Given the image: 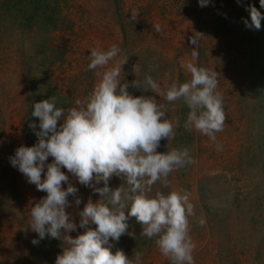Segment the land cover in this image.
Masks as SVG:
<instances>
[{
	"label": "rangeland",
	"instance_id": "1",
	"mask_svg": "<svg viewBox=\"0 0 264 264\" xmlns=\"http://www.w3.org/2000/svg\"><path fill=\"white\" fill-rule=\"evenodd\" d=\"M91 1L85 0L88 5L83 8L80 0H0V264H55L62 253L60 240L46 237L33 245L31 241L39 239L37 233L20 230L28 226L31 207L47 194L28 183L11 165L10 157L21 145L37 143L29 127L34 122L39 130V119L31 115L35 102L55 96L57 107L67 110L93 90L98 79L95 71L100 70L88 69L90 50L99 39L89 30ZM111 2L118 9L127 2L130 16L133 9L139 12L131 30H120L113 41L121 56L128 57L122 83L124 79L129 85L136 79L142 82L150 75L165 91L173 81L186 82L191 76L184 65L192 60L190 52L195 48L190 38L195 32L203 34L194 63L219 73L217 91L226 114L223 131L215 134L214 142L195 129H184L189 109L183 101L168 103L157 93L128 88L133 96L156 95L168 119L179 117L175 138L162 139L157 151L187 147L195 161L170 174L169 188L155 184L153 193L180 189L190 193L195 210L189 218L196 243L195 264H264V19L259 30L244 23L251 24L249 6L262 16L264 8L259 0H209L204 7L199 0ZM173 12L175 19L188 20L186 26L194 30H165L164 21ZM159 16L163 19L153 20ZM146 17L147 27L158 24L163 29L141 30ZM101 48L107 50V44ZM52 160L49 157L47 163ZM61 170L82 201L76 206L75 197H68L71 207L66 211L78 226L69 235L75 238L84 231L79 228L78 213L90 197L95 202L100 196L67 169ZM121 182L114 175L108 186L115 189ZM96 186L103 187V181ZM200 219L206 221L203 226ZM128 224V232L135 236L126 233L119 241L110 238L113 253L121 249L134 259L138 251L140 264H170L157 247L156 237L141 236L142 226L134 217Z\"/></svg>",
	"mask_w": 264,
	"mask_h": 264
},
{
	"label": "clouds",
	"instance_id": "2",
	"mask_svg": "<svg viewBox=\"0 0 264 264\" xmlns=\"http://www.w3.org/2000/svg\"><path fill=\"white\" fill-rule=\"evenodd\" d=\"M208 3L199 0L201 7ZM259 3L264 8V0ZM247 10L251 24L245 20V25L259 30L264 16L255 6ZM138 17L139 12L133 9L129 22ZM154 27L161 30L158 24ZM201 37L202 33L195 32L190 38L195 48L190 52L192 60L184 67L191 78L183 83L173 81L165 91L150 75L131 85L123 76L122 83L128 57L121 56V49L113 44L107 50L99 46L90 50L88 69L100 71H95L98 79L89 95L76 99L67 110L57 107L55 96L33 104L31 115L39 119V130L34 122L29 127L37 143L18 147L10 163L28 183L47 194L31 207L28 226L20 230L37 233L39 239H33V245L46 237L60 240L64 246L55 264H140L142 253L134 252V259L129 258L121 249L113 253L109 243L110 238L119 241L126 233L135 236L128 232L132 217L142 226L141 236L149 240L156 237L157 247L170 264H195L196 243L190 235L189 219L195 210L190 193L182 189L153 193L155 184L169 188L171 173L195 163L187 147L157 151L162 139L175 138L179 117L168 119L165 105L158 103L156 95L133 96L128 88L157 93L168 103L183 101L189 109L184 129H195L214 142L215 134L223 131L226 114L217 91L219 73L194 63ZM49 157L53 158L51 163H47ZM62 168L100 196L95 202L90 197L78 213L79 228L84 231L75 238L69 235L78 226L66 211L71 207L68 197H75L76 206L82 201ZM114 175L122 182L111 189L108 182ZM101 181L104 186L97 187ZM198 223L203 226L206 221ZM93 224L95 228L90 227Z\"/></svg>",
	"mask_w": 264,
	"mask_h": 264
},
{
	"label": "crops",
	"instance_id": "3",
	"mask_svg": "<svg viewBox=\"0 0 264 264\" xmlns=\"http://www.w3.org/2000/svg\"><path fill=\"white\" fill-rule=\"evenodd\" d=\"M80 2L83 3V8L88 5V3H85V0H80ZM91 4L94 8L91 11L93 20L92 27L89 30H94L93 36L99 37V39H97L98 41L96 40L97 46L100 45L99 47H103L107 44V48H109L113 44V41L118 39L120 30H131L129 26L133 23L129 22L130 14L128 12V5H126L127 2L121 4L120 9L113 6L111 0H108L107 2L103 0H97V2L96 0H92ZM173 9L175 12V8ZM174 12L170 18L167 17L164 21V23H166V26H164L165 30H194L193 25L191 28L186 26L188 25L186 23L188 20H181L179 18L175 19ZM144 19L145 26L141 30H155V27H147L149 25L148 17ZM161 19H163V17L159 16V18L153 20L159 21ZM191 21H194L193 17L191 18ZM160 29L163 28L160 27Z\"/></svg>",
	"mask_w": 264,
	"mask_h": 264
}]
</instances>
